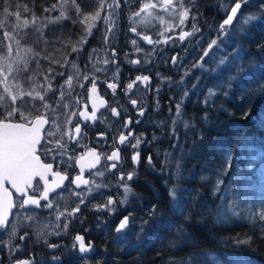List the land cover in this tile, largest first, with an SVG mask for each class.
Masks as SVG:
<instances>
[{
    "label": "trees",
    "instance_id": "obj_1",
    "mask_svg": "<svg viewBox=\"0 0 264 264\" xmlns=\"http://www.w3.org/2000/svg\"><path fill=\"white\" fill-rule=\"evenodd\" d=\"M129 1L123 0L117 29L127 12L139 9L140 0ZM222 1L174 3L187 11L191 34L222 26ZM241 3L235 20L211 31L200 49L179 47L175 68L167 63L169 48L150 57L151 65L165 68L152 72L153 97L136 124L145 133L147 159L144 185L135 176L144 203L138 216L149 237L138 251L108 254L103 264H229V257L264 264V0ZM222 32L236 47L230 56L218 44ZM118 41L120 47L130 42ZM210 41L215 46L207 61L193 69ZM183 79L193 91L177 86Z\"/></svg>",
    "mask_w": 264,
    "mask_h": 264
},
{
    "label": "rangeland",
    "instance_id": "obj_2",
    "mask_svg": "<svg viewBox=\"0 0 264 264\" xmlns=\"http://www.w3.org/2000/svg\"><path fill=\"white\" fill-rule=\"evenodd\" d=\"M131 1H129V5L132 4ZM235 1L238 0L232 2L224 0V3L222 1L224 12H227ZM122 4L123 0H75V2L73 0H0V120L8 118V112L13 109H16V112L11 117L15 120L21 119V116L24 119L29 113L42 109L49 120L45 129L46 139L50 140L51 137L60 134L63 110L70 107L76 99L79 88L83 85V78L90 75L89 72H94L95 69L100 74L110 77L111 69L103 60V51L106 48L109 50L111 45L116 43L117 24L120 23L117 15L120 13ZM174 4H176L174 0H169L167 4L163 5L162 0H140L139 9L126 14L132 25L150 30L155 37V42L161 44L160 48L171 50V53L167 55V60L175 53H178V59L180 58L179 47L185 50L192 45L195 49H200L202 41L212 38L211 31L216 34L217 29L222 27L218 25V28L207 33H199L196 30L191 33L192 36L185 31L187 18L183 24L180 22L185 8L180 4H176L178 6L176 8ZM5 8L8 9L7 13L4 11ZM77 8H79V12L76 11ZM62 11L65 13L63 17L60 16ZM97 12L100 14L99 19H87ZM17 14L19 15L17 16ZM90 25L91 27H89ZM79 35L92 36V44L88 47L82 46L79 43ZM227 35L222 32L218 44L229 47L230 56L236 47L230 40H227L229 38ZM181 36L184 37L183 40H181ZM212 43L213 41H210L208 45ZM208 45L204 48L206 51H208ZM176 47L177 49L174 50ZM73 48H76L77 51L73 52ZM229 58L225 57L221 61L224 63ZM196 65L198 66L196 67ZM202 67L200 62L193 64V69ZM25 68H27L26 71ZM97 76V74L94 75V77ZM70 77L71 80H69ZM202 84L200 87L203 86ZM188 85L190 83L184 79L177 83L180 89L186 88L182 89L186 93L193 91V88ZM12 96L16 97L15 101L12 100ZM40 96H43L44 99L41 100ZM58 108L60 111H57ZM140 134L142 137L145 135V133ZM142 159L141 162L147 160ZM141 168H143V164L134 171H130L134 173L131 179L122 182L123 195L120 200V209L128 210L126 211L129 215V226L126 231L128 243L117 245L114 243L116 238L114 233L107 235L103 232L97 241L98 243L102 240L103 257L108 254L109 256L118 255L117 252L126 248L138 251L149 237L143 234L147 229L141 232L143 221L138 216V211L144 204L140 195L142 187L140 189L139 184H135L139 178L144 185L143 178L145 177L141 174ZM221 178L224 177L221 176ZM131 183L134 184L131 185ZM125 189H128L127 193ZM62 201L54 202L51 208L58 207L60 204L61 209L70 207L68 198H65L63 204ZM48 205H45L43 210L51 209ZM66 205L67 207H64ZM13 210L14 208L11 211L10 220L0 227V264H7L10 261L11 255L18 245H22L25 249H32L37 245L39 247L47 245L57 236V232L60 235L63 234L64 226L67 223V218L59 220L54 218L41 225H35L41 229L40 235L37 236L38 233H35L34 225L30 230L27 228L29 221L26 220V225H20L21 227L19 226L16 231H13L15 232L14 236L10 229ZM65 210L64 214L69 212ZM134 211L137 215L133 213ZM16 213L19 215L18 218H21L23 213H25L23 216L28 218H31V215L36 216L31 210L24 212L18 204ZM43 214L52 216L50 213ZM17 220L20 221V219ZM24 235L27 237L26 240L21 239ZM97 260L98 258L88 256L84 261L86 264H91ZM215 263L219 262L215 260ZM226 263L249 264L233 257H229Z\"/></svg>",
    "mask_w": 264,
    "mask_h": 264
},
{
    "label": "flooded vegetation",
    "instance_id": "obj_3",
    "mask_svg": "<svg viewBox=\"0 0 264 264\" xmlns=\"http://www.w3.org/2000/svg\"><path fill=\"white\" fill-rule=\"evenodd\" d=\"M168 2L169 0H162V5ZM123 20V24L117 29L116 43L111 45L109 50L106 48L103 51V60L111 69L110 77L100 74L95 69L94 72H89L90 75L85 76L87 79L83 78V85L80 86V90L78 89L76 99L70 107L63 110L60 134L51 137L50 140L46 139L45 129L49 120L42 109L29 113L23 120L17 119L31 124L37 116L44 118L46 123L42 129L36 154L40 157L41 164H52V169L47 172L44 179L34 177L33 187L27 189V195L39 201L40 204L39 207L26 206L27 211H33L36 216L31 215V218H28L23 216L25 215L23 213L22 217L18 218L19 215L15 214V210L19 194L12 191L14 210L13 220L10 223L11 232L16 231L20 225H26L28 220L27 228L32 230L31 227L34 225L35 233L39 236L41 229L35 225H41L54 218L57 220L58 216L61 219L67 218L65 224L67 227L64 226L62 235H57L43 247L37 245L32 249H25L22 245L16 246L7 264H86L84 260L88 256L98 258L91 264H103L105 257H103L102 240L97 243L98 239L103 232L107 235L109 233L117 235L116 227L119 222L124 217H129L126 213L128 210L120 209V200L123 195L122 182L134 176L131 170L134 171L141 164L144 165L141 160L146 159L142 149L145 137H142L136 124L145 113L146 99L150 100L153 97L151 93L154 84L151 74L155 70L158 72L160 68L164 69L165 66L150 64L151 56L152 58L159 56L158 52L161 54L164 51L160 48L161 44L155 42L153 33L150 30L135 27L128 17ZM131 27L137 31L134 35H131L129 30ZM139 33L142 34V38L137 36ZM83 36H78L79 43L88 47L93 42L92 36H87L85 40ZM145 36L152 41L151 44L143 39ZM121 38H127L130 41L129 45L125 42L126 45L123 43L120 47L118 40ZM133 40L136 41V45H133ZM124 53L127 55L126 60L122 59ZM175 54L176 59L172 65L171 59ZM175 54L167 60L170 68H175L179 62L178 53ZM131 61H137V63L133 64ZM93 74L98 76L94 77ZM137 76L141 78L148 76L149 80L146 83L143 79L137 81ZM129 83L133 84L131 90L127 88ZM109 84H115L116 88H109ZM133 100L136 101L135 105L132 103ZM113 108L116 109V115L112 114ZM57 111H60V108ZM93 112H95V119L85 120L84 117H91ZM3 120L17 121L12 117ZM77 125L80 126L79 133L76 131ZM121 136L125 137L123 143H121ZM137 140L140 143L133 148ZM42 145L49 151L47 156L42 154ZM113 152H117V158L109 160L108 157ZM133 156L137 157L136 161H133ZM114 164L115 168H113ZM77 177H80L79 181ZM45 189H48V199L42 198ZM62 198L64 200L68 198L69 208L61 209L60 204L58 207L43 210L45 205L52 203L53 206L54 202L62 201ZM81 200L85 203L81 204ZM109 200H112L111 205L108 204ZM78 206L79 210L73 212V209ZM65 209L72 215L64 214ZM22 210L25 212L24 209ZM43 213H50L52 216ZM128 226L129 224L126 225V231ZM78 235L82 237L86 248L91 247L84 259H80L79 242L75 239ZM26 238L24 235L22 240Z\"/></svg>",
    "mask_w": 264,
    "mask_h": 264
},
{
    "label": "snow or ice",
    "instance_id": "obj_4",
    "mask_svg": "<svg viewBox=\"0 0 264 264\" xmlns=\"http://www.w3.org/2000/svg\"><path fill=\"white\" fill-rule=\"evenodd\" d=\"M75 2V0H73ZM55 7V6H54ZM111 7V5H110ZM154 7V5H153ZM237 7H239L238 4L234 5L231 9V13H235L237 10ZM4 11L7 13L8 9L5 8ZM27 11V9H25ZM77 12H79V8L76 9ZM19 14H17L18 16ZM65 13L62 11L60 12V16L63 17ZM100 18L99 12H97L95 15L87 17V19L90 20H96ZM187 18V12L185 11L180 18L181 24L184 23V20ZM232 15H228L225 20H223L222 26H227L229 22L232 20ZM25 24H27V21H25ZM91 27V25L89 26ZM183 36H181V40H183ZM144 40H147L149 44L152 43V41L147 37H143ZM133 45H136V41L133 40ZM214 41L211 45H208V51H204L202 59L200 60V64L205 63L207 61L209 53L212 52L214 49ZM77 49L73 48V52H76ZM174 60L176 58H173ZM133 64L137 63V61H131ZM26 63V62H25ZM198 65H196L197 67ZM27 68H25V71ZM99 70V69H98ZM191 73L186 72V79L190 77ZM87 79V77H85ZM143 79V81L146 83L149 80L148 76H144L141 78L140 76L136 77L137 81H140ZM71 80V77L69 78ZM109 88H116L115 84H109ZM127 88L131 90L133 88V84L129 83L127 85ZM95 89L93 88V91ZM7 91V89H5ZM37 96H39V93H37ZM41 100L44 99L43 96L39 97ZM12 100L15 101L16 97L12 96ZM133 105L136 104V101H132ZM180 107L177 105V114H179ZM14 112H16V109H13L12 111L8 112V117H11ZM112 114L116 115V109H112ZM142 114V113H141ZM83 115V114H82ZM85 120L88 119H95V112H93V115L91 117L85 116ZM21 119L23 120V116H21ZM46 123V121L41 118L40 116H37L35 122L32 124L31 127L27 126L23 122H7L5 120H0V193H2V196H0V225H5L8 217V212L13 207L11 202V194L8 192L6 188L3 187L4 183H10L15 191L19 193L20 195L17 197V203L19 208L24 209L27 211L28 209L26 206L28 205H35L37 207L40 206L39 201L36 199H33L32 197L27 195V189L32 188L33 184V177H40L41 179H44L45 175L48 171L52 169V164H41L40 163V157L36 154L37 153V145L40 144V129L42 125ZM76 131L80 132V126L77 125ZM172 138H176L174 135ZM121 143L124 142L125 137L121 136ZM178 140V139H177ZM140 143L139 140H137V144L133 145L132 147L135 148ZM42 148V154L44 156H47L49 154V151L46 147L43 145ZM117 152H113L111 156L108 157L109 160H113L117 158ZM133 161L137 160L136 156L132 157ZM151 159V158H149ZM116 165H113V168H115ZM57 175H59L57 173ZM63 179V177H61ZM77 181L80 180V177L76 178ZM131 179V177H129ZM84 183H87V181H84ZM128 189H125V192L127 193ZM48 189H45V194L42 197L43 199H48L47 196ZM27 197V198H24ZM22 200V202H20ZM81 204L85 203L84 200L80 201ZM108 204H112V200L108 201ZM49 208L52 207L51 204L48 205ZM79 206L76 209H73V212L78 211ZM61 215H64L61 213ZM68 215H72V213H68ZM30 218V217H29ZM57 219L59 220L60 217L58 216ZM147 223L151 221V218H146ZM129 222V217H124L123 220L120 221L119 225L116 227V238L114 243L117 245L121 243H128V236L126 232V225ZM67 227V226H65ZM146 229V225H142L141 232H143ZM110 230V229H109ZM57 235H60L59 232L56 233ZM13 235L15 236V232H13ZM23 239V237H21ZM76 241L79 242V251L81 253L80 259L85 258V254L91 250V247L86 248L83 239L81 236L75 237ZM132 247H135V245H132Z\"/></svg>",
    "mask_w": 264,
    "mask_h": 264
},
{
    "label": "water",
    "instance_id": "obj_5",
    "mask_svg": "<svg viewBox=\"0 0 264 264\" xmlns=\"http://www.w3.org/2000/svg\"><path fill=\"white\" fill-rule=\"evenodd\" d=\"M236 4H238L239 5V7H237V10H236V12L235 13H231L230 12V9L234 6V5H236ZM241 5H242V3H241V1L240 0H238V1H235L234 3H233V5L229 8V10H227V12L225 13V15H224V17L222 18V20H221V25H222V23H223V20H225L226 18H227V16L228 15H232V20L229 22V24H231L234 20H235V18L238 16V11H239V9H240V7H241ZM228 24V25H229ZM227 25V26H228ZM130 32H131V35H134L137 31L135 30V28L134 27H131L130 29ZM137 36L139 37V38H142V34H137ZM148 37V36H147ZM173 58H176V54L172 57V59H171V64L173 65L174 64V62H175V60L173 59ZM41 118H43L42 116H40ZM44 119V118H43ZM35 120H36V118L33 120L34 122H35ZM7 122H22V121H19V120H17V121H12V120H6ZM33 122V123H34ZM24 123V122H23ZM33 123H31V124H26L27 126H29V127H31L32 126V124ZM45 124V123H44ZM44 124L42 125V127H41V129H40V137H42V129H43V126H44ZM34 178V177H33ZM3 187L4 188H6L7 190H8V192L11 194V202H12V205H13V198L14 197H12V191H15V189H14V187L10 184V183H4L3 184ZM54 188V187H53ZM16 192V191H15ZM17 193V192H16ZM19 194V193H18ZM20 195V194H19ZM0 196H2V193H0ZM27 198V197H26ZM12 209L13 208H11V210L8 212V217H7V221H6V223L8 222V220H10L9 218H10V216H11V211H12ZM120 223V222H119Z\"/></svg>",
    "mask_w": 264,
    "mask_h": 264
}]
</instances>
